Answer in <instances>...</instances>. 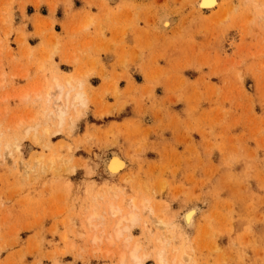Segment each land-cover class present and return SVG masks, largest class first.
<instances>
[{
  "label": "rangeland",
  "instance_id": "1",
  "mask_svg": "<svg viewBox=\"0 0 264 264\" xmlns=\"http://www.w3.org/2000/svg\"><path fill=\"white\" fill-rule=\"evenodd\" d=\"M43 5L55 14L0 0V264H119L137 241L145 264L162 248L170 264H264V0H149L85 13L65 40ZM54 77L84 84L74 125L37 99ZM114 152L128 167L110 180ZM132 197L152 212L95 246L117 222L106 200L127 210Z\"/></svg>",
  "mask_w": 264,
  "mask_h": 264
},
{
  "label": "bare ground",
  "instance_id": "2",
  "mask_svg": "<svg viewBox=\"0 0 264 264\" xmlns=\"http://www.w3.org/2000/svg\"><path fill=\"white\" fill-rule=\"evenodd\" d=\"M218 6H219V0H198V8L201 11H205V10L206 11H211V10L217 8ZM220 7H221V5H220ZM90 21H92V20L91 19L89 20V17H88V23L86 21L87 26H88V24H89ZM92 22H90V24H92ZM86 24H84L85 27H87ZM171 25H172V21L170 19L169 20H166L165 19L162 22L161 28L165 30V29H168ZM75 60L77 61V58H75ZM76 61H74V62L76 63ZM53 82H54L53 83V86H51V87L48 86L47 88L43 89L44 91L42 89H38L36 91L37 92V95H38V98L37 99L43 100L42 93L44 92L43 94H45V96L47 97L46 103L48 105L53 103L52 105L55 107V113L54 112H49L50 115H53L52 117H56L59 120L60 124H64L66 121H68L70 119L71 122L70 121L69 122L72 125H74L73 123L75 121H77V119L83 113H85V111H83V107L86 105L87 100L85 98V94L82 92V89L84 88L83 87L84 84L81 83L82 81L81 82H79V81L77 82V80L73 82V80L71 79V77L70 78L68 77L66 79L65 83H61L58 77H54L53 78ZM53 89H55V90H53ZM87 105H89V104H87ZM71 111H74V112H72V113L75 114L74 115V118H70L69 117V119L67 120V116L69 115V113ZM46 112H48V111H46ZM44 115L45 116L42 115V117H44L43 119H45V120L48 121L50 119V117H49L50 115L49 114H47V115L44 114ZM72 125H71V127L73 128L74 126H72ZM49 131L50 130H48V133H50ZM20 142H21V140H20ZM16 144L17 143H15L14 145H16ZM61 148H63V147H61ZM53 158H51L52 160H50V163H54V159ZM107 158H109V157H107ZM40 159H42V158H40ZM34 160H35V164H37V162H41L42 163V160H38L37 161L36 158ZM56 160H58V158ZM127 167H128V163L120 155H118L117 153L114 152L113 155L111 156V158L108 159V161L106 160L105 165L103 166V173L110 180L111 179H116L120 175V173L123 172V170H125ZM110 190L111 189L109 188L108 190H106V191L104 190V191L107 192V191H110ZM112 190H114V188ZM114 194H115V192H113L112 195L111 194L110 195L111 196H114ZM117 200H118V198H117ZM140 200H141V202H139L136 197H132V198H129L128 200H126V202L124 201V204L126 205V209L128 208L127 210L124 209L125 208L124 206H123L124 207L123 208V207H121V205L119 206V205L115 204L114 202H111L110 200L109 201L106 200V202H107L106 203V207H107L106 209H107V212H108L107 214L110 215L111 217L115 218V220L117 219V222H116V224L113 225V227H115V228H114V231L113 232L111 230V232H112L111 236H110V234L109 235H105L108 238L109 237H111V238H109V240H108V239H106L104 237V233H102L103 235H100L101 233H99L100 236L99 235H96V237L94 239V245L97 243L96 241H98L99 244L101 243L100 242L101 241L100 238L102 236L104 238V241H106V240L109 241V243H110L109 245L112 246L113 241L114 240L117 241L118 240L117 238L121 237L125 232H128V234H129V232L132 230V228L135 227L139 223V221L141 219V215H143L146 212L151 213L152 210H151V208L149 206L148 200L147 201L146 200H142V199H140ZM116 202H118V201H116ZM121 204L124 205L123 202ZM195 207H198V206H195ZM195 207L188 208L186 210V212H183L184 214L181 217V219L183 220L182 223L184 224V227L186 228V230L187 229H190L195 224V221H196L195 220V217L198 214L197 213L198 212V209H196ZM201 211L202 210H200L199 212H201ZM92 212H93V210H92ZM88 216H86V219H87ZM98 217L100 219H103L97 213H92V215L87 219L89 225H88L87 221L85 222V224L88 226L87 227L88 230L91 229V228L89 229V226L90 225H91L90 227H93L95 225L94 224V221L97 220ZM143 225H145V224H142V226ZM162 225L165 226L166 224L164 222H159V226H162ZM96 230H97V228H96ZM95 232L96 231H94L92 235H94ZM125 234H127V233H125ZM182 234H183V232H182ZM168 235L166 236V234H165L166 238L167 237H170V235L169 236ZM130 236L128 237L129 238L128 241L130 240ZM155 236L157 237V235H155ZM159 236H160V238L158 237L159 238L158 239L159 240L158 242H160L159 243L160 245L161 244L163 245L162 239H164V237L163 238L161 237V236H163V234L162 235H159ZM65 238H66V236H65ZM92 238L93 237H91V239ZM183 238H184V236H183ZM156 240L157 239H155V246H156V242H157ZM129 246H130V244H129ZM127 247H128V245H127ZM97 249H99V248H97ZM124 249L127 250L126 251L127 254H122L121 256H118L119 254L118 255L116 254L117 257H121V260L119 261V264L120 263L121 264H127L128 261L132 262L133 264H145L146 260L152 254L151 253L149 256L146 253L141 254L143 252V250H142V247L140 245V242L138 244V241L135 242V245L133 244V247H131L130 249L129 248L127 249L126 247ZM110 252H112V251H109V253ZM112 254H115V253H111V255ZM107 257H108V255H107ZM110 257H113V256H110ZM183 257H186V256L183 255ZM156 261H157V264H170L169 261L167 260L165 249L162 248V249H158L156 251ZM182 261H184V258L182 259ZM178 263H179V260H178L177 264Z\"/></svg>",
  "mask_w": 264,
  "mask_h": 264
},
{
  "label": "crops",
  "instance_id": "3",
  "mask_svg": "<svg viewBox=\"0 0 264 264\" xmlns=\"http://www.w3.org/2000/svg\"><path fill=\"white\" fill-rule=\"evenodd\" d=\"M44 4L48 2H53L56 4L55 14L49 12L48 5H43V10H47V14H43L45 17H53L55 18L59 25L67 24L66 29L60 28V33L65 40L68 34L71 32V28L73 23H77L78 21L85 18V13H90L96 19H104L110 13L111 17L115 15H120L125 7L132 8L133 5L142 4L149 0H42ZM51 14V15H50ZM54 15V16H53ZM59 28V27H57ZM132 34V32H131ZM110 38V34L106 35ZM132 38V37H131ZM132 40V39H131ZM61 68V67H60ZM68 68V67H66ZM71 70V69H68ZM95 80V78L91 79L90 82ZM94 118L92 112L88 114V120ZM85 122V121H84ZM93 122L90 121V124Z\"/></svg>",
  "mask_w": 264,
  "mask_h": 264
}]
</instances>
